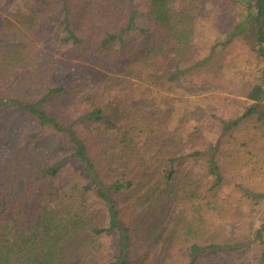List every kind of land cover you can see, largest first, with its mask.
Segmentation results:
<instances>
[{
	"label": "trees",
	"instance_id": "obj_1",
	"mask_svg": "<svg viewBox=\"0 0 264 264\" xmlns=\"http://www.w3.org/2000/svg\"><path fill=\"white\" fill-rule=\"evenodd\" d=\"M5 12L0 264H264V223L249 232L264 146L233 137L240 119L264 122V67L246 117L210 125L215 140L194 125L164 141L119 96L121 81L215 91L240 38L264 63V0H14Z\"/></svg>",
	"mask_w": 264,
	"mask_h": 264
},
{
	"label": "rangeland",
	"instance_id": "obj_2",
	"mask_svg": "<svg viewBox=\"0 0 264 264\" xmlns=\"http://www.w3.org/2000/svg\"><path fill=\"white\" fill-rule=\"evenodd\" d=\"M13 1L3 0L0 7V26L6 16V7ZM243 8L239 5L234 9L239 20H243L245 14ZM249 41V39L240 38L228 46L226 52H222L225 64L224 79L217 85L215 91L194 94L180 90L176 93L148 92L137 85L121 81L119 82V96L122 100H126L133 114L140 118L146 117L160 131H164V141L178 137L186 141L194 125L201 126L204 136L215 140L219 137L218 128L211 129L210 125L216 124L215 122L219 119L232 121L240 116L246 117L250 102L246 101L245 95L252 87L254 78L261 74L264 67L259 54L252 49ZM4 42L8 47L25 44L22 39L16 44L8 40H4ZM94 70L96 69L94 68ZM73 73V70H70L64 74H57L53 80L57 83L67 82ZM94 73L98 80L106 79L105 76ZM239 122L240 125L234 130L233 137L240 140L258 139L261 143L259 147L263 148L264 122L261 124L257 121L256 116L240 119ZM231 141L229 140V142ZM232 193L236 198L241 195L235 191ZM262 223H264V201L250 221V236L253 235L254 229ZM164 251L167 250L159 251V254L162 255Z\"/></svg>",
	"mask_w": 264,
	"mask_h": 264
}]
</instances>
